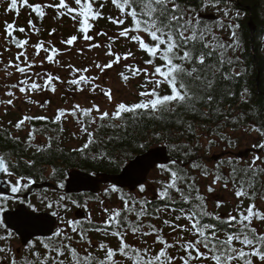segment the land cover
<instances>
[{"label": "snow or ice", "instance_id": "obj_1", "mask_svg": "<svg viewBox=\"0 0 264 264\" xmlns=\"http://www.w3.org/2000/svg\"><path fill=\"white\" fill-rule=\"evenodd\" d=\"M234 3L6 0L5 14L14 13L18 18L23 8L29 10L30 18L28 30L15 22L4 23L0 72L6 80L19 78L3 85L8 99L0 100V105L5 115L9 106L16 108V101L34 105L44 114L16 108L21 115L8 124L15 133L25 132V138L5 128L2 121L0 132L22 151L31 150L33 155L48 152L51 159L53 141L59 144L64 125L74 122L77 131L72 136L82 143L73 147L72 153L99 164L107 161L124 166L119 181L102 192L86 195L82 201L67 193L49 199L43 206L54 220L38 215L39 207L25 199H19L21 207L12 212L7 201L14 197H0V242H5L0 247V264H264V208L258 206L264 204V111L252 105L245 86L238 95L247 110L225 113L221 96L234 98L237 93L217 89L218 80H238L248 72L241 56L244 41L237 22L241 13ZM106 8L114 9L115 14L105 15ZM209 10H214V17L204 15ZM50 12L55 14L54 20L70 19L76 29L60 39L59 43L66 46L64 52L51 39L30 43L31 35L39 36L42 31L32 14L43 22ZM101 19L115 26L116 32L98 28ZM56 31L53 28L48 35ZM218 31L228 32L227 39ZM121 40L133 45L135 51L127 47L120 52L115 45ZM13 48L14 55L5 63L4 53H11ZM73 48L81 57L85 52L104 49L106 62L94 57L91 66L62 64L58 57ZM45 64L66 71L68 76L54 74ZM225 66L229 71H224ZM117 68L122 69L118 76L125 85L132 79L141 81L137 99L131 103L117 102L113 90L100 82ZM93 70L95 74L90 75ZM58 85L64 89L61 98L67 97L66 105L78 94H87L89 105L76 100L49 116L50 100L41 102L33 95H55ZM98 97L106 98V107L96 102ZM236 132L256 134L251 157L244 160L226 155L214 160V147H235L232 137ZM38 133L46 136V145L36 142ZM129 137L134 147H121L115 153L109 148L113 142L123 145ZM157 143L163 146L159 151L139 158L129 154V148L144 153ZM58 151L63 153V149ZM22 162L29 168L36 165L35 159L19 157L15 148L0 150V180L7 178L5 191L21 194L36 183L32 176L19 173ZM149 168L156 173L150 181L145 180ZM56 174L57 168H51L50 175ZM118 184L130 190L124 191ZM57 187L64 189L65 184ZM229 190L234 197L230 211H220L225 200L219 197L209 207V200L218 191ZM90 202L99 205L100 221L93 218ZM73 209H82L84 215L77 217ZM20 219L27 223L24 231L17 227ZM16 234L25 237L20 249L7 243ZM94 234L101 238L94 241Z\"/></svg>", "mask_w": 264, "mask_h": 264}, {"label": "trees", "instance_id": "obj_2", "mask_svg": "<svg viewBox=\"0 0 264 264\" xmlns=\"http://www.w3.org/2000/svg\"><path fill=\"white\" fill-rule=\"evenodd\" d=\"M251 7V11L248 9ZM234 8L239 10L241 13L240 19L237 21L241 28L239 29L240 35L243 37L244 41V51L241 53L242 59L245 61V64L248 68V72L244 77L239 78L238 80L234 81H223L218 80L217 89L220 93H227L229 90L235 91L237 96L232 98L226 95L221 96V100L223 103V110L225 113H230L231 115H235L241 111L247 110V105H244L239 99V92L242 90V87H247L250 90V97L251 103L257 109L264 111V0H235ZM207 13H214V10H209ZM108 14H115V10L112 9H105V15ZM218 18V17H217ZM253 19L256 30L252 33L250 27V20ZM209 22H212L211 20ZM39 26L43 23L39 21ZM104 29H116L115 26L108 23L106 20L101 19L98 23ZM218 35L222 36L225 40L227 39L229 33L224 31H218ZM20 35L23 38L22 34ZM46 33H42L37 36L38 40L45 39ZM37 40V41H38ZM5 54V53H4ZM229 55H232L229 52ZM224 71H229L228 66H225ZM237 71H239V67H237ZM259 76V82L257 81V77ZM137 99V98H136ZM135 99V100H136ZM0 100H6L2 94H0ZM129 101V103L135 101ZM1 107V105H0ZM7 120L2 121L3 126L5 128H9L14 134L19 135L22 139L25 138V132L21 131L19 133H15V130L12 129L8 122L12 121L13 123L20 117L21 114L15 113L13 111L8 112ZM40 115V114H38ZM49 116H52L48 114ZM247 123H251V121H247ZM210 126H213L209 122ZM231 127V125H229ZM65 131L61 134V139L59 144L54 140L53 141V149L50 150L52 153V158L49 159V153L45 152L43 154L33 155V152L30 150L28 152L22 151L20 147H16L12 141H9L5 135L0 132V150H7L12 151L14 148L18 152L19 157H23V159H35L36 165L33 168H29L27 165L21 163L20 169L18 170L20 174L30 175L36 181L41 179H46L45 173L48 168H57L56 175H50V181L55 184V187H50V191H52L56 196L57 194H64V189H59L57 185L61 182L65 184V181L68 177V173L72 169H80L90 173H118L121 171L124 165H115L109 164L105 161L103 164L96 163L92 160H85L82 157H78L76 154L71 152L73 147L79 146L82 141L73 138L72 133L73 131H77V125L74 122L66 123L64 125ZM152 131L151 125L147 128V132L150 134ZM107 134V132H106ZM52 135H55L52 133ZM38 137L45 138L44 143H40L41 145L47 144V139L45 135L37 134ZM180 139H183L181 137ZM139 140V136L136 137V141ZM38 143V142H37ZM135 142L131 139V137L127 138L123 145L117 144L113 142L109 145V148L115 153L120 150L121 147H129L132 145L134 147ZM161 144H155V146H159ZM154 146V147H155ZM220 148L223 147L222 144L219 145ZM153 146H149L148 149L152 148ZM234 148V147H232ZM58 149H63V153L61 154ZM146 149V150H148ZM214 149V148H213ZM145 150V151H146ZM139 151H133L129 148V154L131 157L139 154ZM222 155L221 158L225 157L226 155ZM235 157V156H234ZM47 161V162H45ZM111 185V184H109ZM107 185V186H109ZM124 191H129L128 189H123ZM230 194L233 196V193L229 190ZM91 193H78L73 194L70 196L79 197L82 201L86 195ZM116 194L112 196L115 197ZM225 207L229 208L230 204H224ZM262 205H258L259 207L263 208ZM210 207V205H209ZM221 210V209H220ZM168 231V229H165ZM101 237L97 234L92 235L93 240H99Z\"/></svg>", "mask_w": 264, "mask_h": 264}, {"label": "rangeland", "instance_id": "obj_3", "mask_svg": "<svg viewBox=\"0 0 264 264\" xmlns=\"http://www.w3.org/2000/svg\"><path fill=\"white\" fill-rule=\"evenodd\" d=\"M32 3L37 2V0H31ZM5 7H6V0H0V51L3 50V42H4V37H3V31H4V23L7 20L8 22H15L16 25L18 27H25L26 30L27 29V22L30 18L27 17L29 10L28 9H21L19 17L17 18L16 15L14 13H7L5 14ZM23 15V18H20V16ZM54 13H49V15L43 20V23L39 26L37 25V27H41L42 33H46V37L45 41H48L49 39H51L53 41V43L59 47L61 49L62 52L65 51L66 46L61 45L59 43L61 38H67L69 35L74 34L76 29L72 26V21L68 18H62L61 20L57 21L54 20ZM32 18L34 20V23L37 24L36 21H39L37 19H35L34 14H32ZM100 26V25H99ZM56 28L57 31L55 33H53V35L50 37L48 35V33L51 31V29ZM99 28V27H98ZM101 29H104L100 26ZM110 33H114L116 32L117 29H107ZM18 34V33H17ZM98 39L100 41H103L105 38L104 37H98ZM38 38L37 35L32 34L31 35V39H30V43H35L37 42ZM80 46V42L77 43L76 47ZM115 47L118 48V50L120 52H124L126 50L127 47H132V50L135 51V47L133 45H128L126 42H124L123 40H121L120 42L117 43V45H115ZM15 48L12 49V52H5L3 58L5 63L7 62L8 58L10 56H13L15 53ZM32 49L29 48V55H32ZM104 53V49H94L91 52H85V55L83 57L78 56L76 54L75 48H73L71 51H68L65 55H61L58 57V59L61 61L62 64H67L68 62H71L73 65H75L76 67H84V66H91L92 64V58H97L99 60L105 61L106 62V57H104L103 55ZM137 55H139V53H137ZM43 58V57H41ZM39 62V61H37ZM131 62V61H130ZM45 68H47L48 70L52 71L54 74H59L62 78L67 77L68 73L66 71H63L60 68H56L52 65H47L45 64L44 66ZM122 71L121 68H117L116 71H109L107 73V75L103 76L101 78V83L102 86L107 87V88H111L113 90V94H114V98L117 102L119 101H132L135 100L137 98V91H138V84L141 82L139 79H132L128 82L127 85H125L119 78L118 73ZM90 75H94L95 74V70H93L92 73H89ZM19 77H13L12 80H6L5 79V75L3 72H0V94L3 95V97L5 99H8L7 96H5V87L3 85L7 84V83H11L12 81L18 79ZM42 82V81H41ZM59 91L57 92V94L53 95L50 93H44L43 96L41 95H33V99L38 100L43 102L45 99L50 100V105L47 108V114L53 115V112L56 108L58 107H67L68 105L76 102V100H79V102L84 105V106H88L89 105V100L87 99V94H78L75 98L72 99H68V104H65V98H61V93H63L64 89L62 86H59ZM19 95V93H17ZM97 103H100L102 107H106L107 105V101L106 98L103 97H98L96 99ZM16 108H24L25 110L27 109H31V112L29 114H44V111L37 108L34 105H28L25 103H22V101H16ZM16 108H11V106H9L8 108V112L13 111L15 113L21 114L19 111L16 110ZM5 112V108L3 105H1L0 107V118H2V121H6L7 119V115L4 114ZM7 112V113H8ZM256 138V134L252 133V134H245V133H240V132H236L232 139L234 141L235 147L234 148H228L225 149L224 146L220 148V146H216L213 149V157L215 155H220V154H224V155H231V156H235V153H238L240 151H246L248 149H250V153L244 157V160H248L251 155L253 154V149H252V144L254 142ZM45 138L43 137H38L37 141L38 143H44ZM222 156V155H221ZM221 158V157H220ZM214 159V158H213ZM215 160V159H214ZM155 169L150 173V176L148 178V180H152L153 177L155 176ZM205 184H207V181H205ZM107 187V185L102 186L101 190L99 192H102L103 189ZM149 195H151V193H149ZM52 199L54 200L56 198V195L52 192V191H48V190H41L38 191L34 197L33 200L36 201V205L37 207H39V209L43 210L45 209L43 204L45 202H41L40 200H44V199ZM219 197L220 199L225 200V204L228 203L230 204V207L227 208L225 207V205H223L221 207V212L223 213H227L228 211L231 210V208L233 207V200L234 197L230 194V192L226 191V192H217V194H215L213 196V198H211L209 200V205L210 208H212L214 206V201L215 198ZM117 199V196L115 195V197L112 198L113 201H115ZM8 202V201H7ZM48 202V201H47ZM262 207L264 208V206L262 205ZM77 209H73V213L75 214ZM89 210L92 212L93 218L96 221H100L101 219V215H100V211H99V205L94 203V202H90L89 204ZM46 211V210H45ZM71 216V214H70ZM0 232H3L2 229H0ZM97 241V240H94ZM5 242H0V247L4 246ZM10 243V245L14 248V249H18V248H22L23 245L21 244V242L19 240H14L13 242H7Z\"/></svg>", "mask_w": 264, "mask_h": 264}, {"label": "water", "instance_id": "obj_4", "mask_svg": "<svg viewBox=\"0 0 264 264\" xmlns=\"http://www.w3.org/2000/svg\"><path fill=\"white\" fill-rule=\"evenodd\" d=\"M248 9L251 11V7H248ZM204 15L206 17H214L215 14L214 13H204ZM252 33H254V31L256 30V25L253 21V19L250 20L249 22ZM257 81L259 82V76L257 77ZM163 146L159 145V146H155L152 147L148 150H146L144 153H139L137 155H135L134 157L139 158L143 155H147L148 152L151 151H159ZM250 149L246 150V151H240L238 153H235V155L237 157H246L249 153H250ZM221 155H215L213 158L217 159L220 158ZM123 169V168H122ZM121 169L120 172L118 173H97L95 175H93L90 172H86L80 169H72L69 173H68V177L65 181V188H64V192L67 193L68 195H73V194H78V193H82V192H86V193H93L95 192H99L102 188V185H107V184H112L113 182H117L120 180L121 176L123 175V170ZM154 170V168H149L147 170V172L145 173V180H148L150 173ZM2 175V174H0ZM5 178L4 180H0V194H8L9 190L5 191V189L7 188V185L5 184ZM55 187V184L53 182L50 181L49 182H44V183H35L34 187L36 188H41V187ZM121 186L123 189H128L126 186L124 185H119ZM130 190V189H128ZM26 206V205H25ZM21 207V205L19 206ZM18 207V208H19ZM17 208V209H18ZM12 212H15V210H11ZM38 215H46L49 216V218L51 220H54L55 218L50 217V212H39L37 213ZM9 213H5V216H8ZM75 215L77 217H81L84 215V212L82 209H77L75 212ZM17 227H19L21 229V231H24L25 228L27 227V223L26 221H24L23 219H20L17 221ZM19 235V234H18ZM20 236V235H19ZM27 236V233H25V237ZM25 237H21V241L22 244L24 245V239Z\"/></svg>", "mask_w": 264, "mask_h": 264}, {"label": "flooded vegetation", "instance_id": "obj_5", "mask_svg": "<svg viewBox=\"0 0 264 264\" xmlns=\"http://www.w3.org/2000/svg\"><path fill=\"white\" fill-rule=\"evenodd\" d=\"M27 17H29V13H28ZM20 18H23V15H21ZM36 22H37L36 25H39V24H40L39 21H36ZM98 27L100 28L99 24H98ZM100 29H101V28H100ZM45 177H46V179H41V180H39V181H36V183H44V182H49V183H50V168H48V170L46 171V173H45ZM5 179H7V178L5 177ZM34 184H35V183H34ZM34 184H32V185L30 186V190H27V191H25L24 193H21V194H12V193L10 192V190H9V193L6 194V195H7V196H10V197H14V198H13V199H10V200L7 202V206H8V208H9L10 210H15V209H17V208L20 206V204L18 203V200H19V199H25V200H26V203H27V202H31V203H33L35 206H37V205H36V201L33 200L34 195H35L38 191H41V190H48V191H50V185L47 186V187L36 188V187H34ZM2 196H5V194H0V197H2ZM40 201L46 203V202L48 201V199H47V197H46V199H44V200H40ZM25 205H26V204H25ZM39 212H49V211H45V209H43V210L41 209ZM0 234H3V232H0ZM14 240H19V241L21 242V244H22L21 238H20V236H19L18 234L14 235L13 238H12L10 241L13 242ZM10 241H9V242H10ZM22 245H23V244H22ZM23 246H24V245H23ZM18 249H20V248H18Z\"/></svg>", "mask_w": 264, "mask_h": 264}]
</instances>
